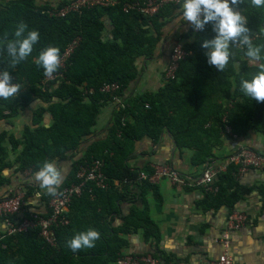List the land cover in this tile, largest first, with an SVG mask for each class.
<instances>
[{
	"label": "trees",
	"instance_id": "obj_1",
	"mask_svg": "<svg viewBox=\"0 0 264 264\" xmlns=\"http://www.w3.org/2000/svg\"><path fill=\"white\" fill-rule=\"evenodd\" d=\"M117 1L116 6L61 17L53 12L70 0L57 3L0 0V72L9 71L12 82L22 86L19 96L8 100L0 98V123L9 122V118L30 104L42 102L34 112L35 128L27 126L21 138L17 139L6 130L0 132V202L15 196L14 192H3L9 184L3 175L4 169L10 166L5 159L6 141L14 151L20 150L15 160L19 171L35 174L45 161L76 158L74 153L86 137L92 135L101 109L114 102L115 97L123 101L114 113L109 138L92 143L85 156L74 161L72 178L58 191L78 182L81 168L94 160L103 161L106 188L92 187L91 192L87 189L72 200L66 214L69 223L56 229L55 245L47 243L40 228L12 236L0 233V264H110L122 255L121 248L127 246V242L117 236L119 231L128 233L142 228L146 239L158 237V226L145 213L134 209L124 218L121 228H107L105 216L117 201H131L128 187L141 188L148 183L140 179L141 170L130 169L124 164L125 141L146 136L157 142L168 131L178 148L194 150L195 164L207 166L213 160L214 149L221 144L226 126L239 137L252 130L264 133V103L251 100L240 91L241 79H250L259 70L260 62L249 60L244 50L233 47L234 55L224 71L210 66L205 55L207 49L202 43L215 35L211 24L200 31L182 21L189 30L172 39L174 43L169 50L171 52L181 41L188 56L180 63L175 78L165 82L156 92L123 100L138 76L139 62L162 55L163 31L179 16L181 0L177 4H165L150 16L137 10L123 11L126 3L147 0ZM235 10L247 17L246 26L253 43L264 44V7H252L250 0H245ZM20 22L26 23L29 30H37L40 38L27 59L12 67L5 50V34L7 40L13 39L15 27ZM77 38L80 44L76 51L66 66L60 65L54 73L60 75L47 80L43 68L35 63L38 54L47 47H58L61 59ZM167 46L169 44L164 50ZM113 83L120 86L118 92L101 91L104 85ZM49 112L53 116L50 127L42 125ZM144 171L147 175L154 172L151 168ZM238 175L239 166L233 163L217 175L213 184L217 193L208 196L213 199L214 206L233 208L247 193V189L238 184ZM114 182H118L121 190ZM22 191L29 201L35 196L36 188L29 186ZM52 197L45 193L43 199L50 203ZM36 213L48 216L50 211ZM31 215L28 210L24 217L15 216L13 220L22 221ZM88 228L100 233L95 247L82 248L75 253L66 247L67 240ZM151 255L168 264L164 254L154 252Z\"/></svg>",
	"mask_w": 264,
	"mask_h": 264
},
{
	"label": "crops",
	"instance_id": "obj_2",
	"mask_svg": "<svg viewBox=\"0 0 264 264\" xmlns=\"http://www.w3.org/2000/svg\"><path fill=\"white\" fill-rule=\"evenodd\" d=\"M59 1L61 0H56L54 3ZM178 20L179 16L163 31L165 41L160 46L162 55L150 61L139 62L138 76L125 92L123 100L156 92L164 85L166 82L164 69L168 63L169 49L174 43L172 39L189 30L182 21L177 23ZM178 43L184 44L181 41ZM166 44L169 46L164 50ZM122 102V99L117 97L116 101L110 102L101 109L92 135L86 137L81 148L74 153L76 158L55 162L63 174L60 186L72 178L74 161L83 158L92 143L109 138L114 113ZM41 104V101L32 103L9 118V122L2 121L0 132L6 130L17 139L21 138L27 126L35 128L34 112ZM52 123L53 116L49 112L42 125L50 127ZM159 139L153 142L149 137L143 136L134 141H125L124 164L130 169H139L145 174L148 173L144 169L169 165L191 181L208 165L217 168L226 166L237 146L251 147L264 154V133L253 130L244 136L233 138L224 133L221 144L214 149L213 160L207 166L195 164L194 150L178 148L168 131H165ZM5 145L7 148L5 159L10 166L3 172L4 177L9 180L3 192L10 193L25 190L29 186L34 187L36 193L28 201V209L31 212L48 213L49 203L43 199L46 192L34 181L35 174L31 171H19L18 164H15L20 150L14 151L8 141ZM237 181L240 186L247 189V193L235 203L233 208L227 205L214 206L213 199L208 196L217 193L215 186L211 191L193 184L179 187L172 185L166 178L157 184L146 181L148 183L143 184L141 188L131 185L128 187L131 201H117V204L111 208L110 214L105 216L107 228L114 230L121 228L124 218L134 209L145 213L158 226L159 234L158 237L152 236L146 239L142 228L128 233L119 231L117 236L127 242V246L121 248V254L142 255L160 252L166 256L168 264H210L222 254L224 250L221 243L222 235L228 231L230 242L228 253L237 264H264V169H248L238 175ZM114 186L120 188L118 182H114ZM39 193L42 196H38ZM233 211L244 213L247 220L239 228L228 229L229 216ZM7 229V225L0 221V233H6Z\"/></svg>",
	"mask_w": 264,
	"mask_h": 264
},
{
	"label": "built area",
	"instance_id": "obj_3",
	"mask_svg": "<svg viewBox=\"0 0 264 264\" xmlns=\"http://www.w3.org/2000/svg\"><path fill=\"white\" fill-rule=\"evenodd\" d=\"M180 0H147L143 3L133 2L126 3L123 6L124 12L131 10H137L145 15L156 14L165 4L179 3ZM117 0H70L68 4H65L61 8H57L53 14L61 17H66L72 13H83L86 10L95 8H109L116 6ZM80 44V38L75 39L67 48L65 54L61 58V66H66L67 61L76 51ZM187 52L184 50L182 44H176L173 46L169 56L168 63L164 69V79H174L176 71L186 57ZM60 74H54L51 77H47V80L54 79ZM120 89L117 83L107 84L101 88L105 93H116ZM117 97H115V101ZM230 137H237L233 134L229 126H226V132ZM233 163L239 166V174L244 173L248 169H264V155L258 153L251 147L237 146L235 151L232 152L228 159V164ZM227 164V165H228ZM214 167L208 165L203 172L196 178L189 181L187 178L181 176V174L169 165H162L156 168L150 175L144 172L140 173V179L146 180L149 183L157 184L162 179H168L174 186H186L193 184L195 186L204 187L206 190H213V184L217 175L223 172L227 168ZM103 161L94 160L88 166H84L78 173V182H74L65 187L61 191H58L57 196H53L49 203L50 213L48 216L40 215L39 213L32 212L31 217H26L22 221L13 220L15 216H23L29 210L28 201L26 200V194L22 190L15 191V196L7 198L0 202V221H3L7 225L6 235L12 236L18 233L27 232L31 229L40 228L42 237L50 245L56 243V229L60 226H65L69 223V219L66 214L69 212V207L72 200L76 197H80L87 189L91 192L92 187L104 189L106 188L105 177L102 173ZM38 196H42L41 193ZM35 213V214H34ZM247 216L244 213L233 211L228 220V229L239 228L245 224ZM223 246L222 254L210 264H237L234 259L228 253L229 248V234L226 231L222 235L221 240ZM114 264H164L161 260L155 258L151 254H122L118 256Z\"/></svg>",
	"mask_w": 264,
	"mask_h": 264
},
{
	"label": "clouds",
	"instance_id": "obj_4",
	"mask_svg": "<svg viewBox=\"0 0 264 264\" xmlns=\"http://www.w3.org/2000/svg\"><path fill=\"white\" fill-rule=\"evenodd\" d=\"M244 2L245 0H181L177 23L187 22L193 29L200 31L211 24L215 35L211 39L203 40L202 47L207 49V63L220 72L225 70L230 57L234 55L231 51L233 47L244 50V55L249 60L260 62L259 70L250 79H241L240 91L251 100L264 103V44L253 43L250 29L246 26L247 17L235 10V7ZM250 5L262 8L264 0H250ZM39 38V32L29 30L24 22L16 25L13 39L7 40L5 34V50L12 67L27 59ZM35 63L43 68L46 77H51L61 64L60 49L51 46L45 48L38 54ZM12 81L9 71L0 72V98L8 100L19 96L22 86ZM33 179L48 195L57 196L63 174L55 162L45 161ZM99 239L100 233L94 228H88L67 240L66 247L75 253L82 248L95 247V242Z\"/></svg>",
	"mask_w": 264,
	"mask_h": 264
},
{
	"label": "rangeland",
	"instance_id": "obj_5",
	"mask_svg": "<svg viewBox=\"0 0 264 264\" xmlns=\"http://www.w3.org/2000/svg\"><path fill=\"white\" fill-rule=\"evenodd\" d=\"M46 1V0H45ZM47 1H50V2H55L56 0H47ZM44 2V0H41V3Z\"/></svg>",
	"mask_w": 264,
	"mask_h": 264
}]
</instances>
